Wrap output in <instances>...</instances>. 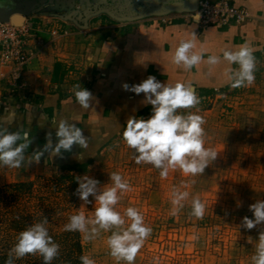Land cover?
Masks as SVG:
<instances>
[{
    "label": "rangeland",
    "instance_id": "1",
    "mask_svg": "<svg viewBox=\"0 0 264 264\" xmlns=\"http://www.w3.org/2000/svg\"><path fill=\"white\" fill-rule=\"evenodd\" d=\"M155 1L59 0L56 4L44 3L36 9L40 3L36 0H0L7 8L23 5L43 18H64L73 22L72 16L79 17L80 24L89 11L98 9L100 12L96 16L109 20L112 17L107 9L126 15L146 9L147 3ZM177 1L168 0L169 3ZM88 21L89 25L97 19L91 16ZM256 59L255 82L251 86L196 92L201 99L199 114L206 121L205 146L218 152L217 159L202 176H185L174 171L161 179L159 171L151 165L135 164L132 150L122 141V128L95 155L81 162L61 163L42 157L39 164L21 168L0 166V185L29 179H38V184L44 185L45 180L39 176L50 177L68 165L84 163L83 170L71 173L77 177L88 175L98 180L103 188L110 185L109 174L119 172L130 183L131 190L122 194L117 210L123 214L126 208L135 207L153 229L135 264H252L251 257L264 224L251 230L239 226L243 217L253 218L249 205L264 200V55ZM150 115L137 118L147 119ZM117 144L119 147H115ZM36 146L31 144L28 153L31 154ZM182 183L188 185L181 190L190 193L189 199L184 202V208L172 216L171 190ZM193 197L206 205L202 220L188 215ZM89 200L91 203L83 205L78 197L75 214L83 211L86 216H91L95 200L91 196ZM109 234L102 232L95 240L88 241L81 233L86 255L94 259L95 264H116L106 245Z\"/></svg>",
    "mask_w": 264,
    "mask_h": 264
},
{
    "label": "crops",
    "instance_id": "2",
    "mask_svg": "<svg viewBox=\"0 0 264 264\" xmlns=\"http://www.w3.org/2000/svg\"><path fill=\"white\" fill-rule=\"evenodd\" d=\"M234 3L249 11L247 21L205 28L190 12H170L135 21L95 16L97 21L87 27L64 18H43L30 13L27 21L43 44L40 46L36 38L30 40L28 49L34 54L24 66L16 87L11 85L12 65L0 66V115L15 111L10 130H29L32 144L37 145L32 152L43 148L49 131L53 143L56 142L52 119L75 123L88 137V148L74 145L70 152L62 150L63 158L49 157L48 153L43 157L61 163L84 161L118 133L129 117L152 113L143 111L151 106L142 103L144 94L123 90L124 83L138 84L152 75L161 83H191L196 92L228 86L224 76L227 62L216 66L211 75L209 66L203 63L191 71L172 64L171 54L180 41L190 40L195 34L196 50L203 49L205 59L242 44L252 47L255 57L264 55V0ZM53 29L57 33H51ZM57 61L62 68L59 80L53 82L52 71ZM76 83L89 90L97 103L93 101L90 108H82L71 91ZM46 108H52V115ZM42 114L45 118H40Z\"/></svg>",
    "mask_w": 264,
    "mask_h": 264
},
{
    "label": "clouds",
    "instance_id": "3",
    "mask_svg": "<svg viewBox=\"0 0 264 264\" xmlns=\"http://www.w3.org/2000/svg\"><path fill=\"white\" fill-rule=\"evenodd\" d=\"M0 7L3 5L0 4ZM196 48L193 34L192 39L182 40L175 47L171 63L185 71L198 68L203 63L209 66L211 75L216 66L227 62L224 76L230 88L254 84L257 59L253 48L248 44H242L235 50H222V55H207L206 59L204 50L197 51ZM122 88L137 95L143 93L145 99L142 103L152 106L149 118L129 117L123 127L122 141L132 150L135 164L151 165L159 171L161 179H166L174 171H180L185 176H202L205 169L217 159L218 152L205 146L206 121L199 114L201 99L192 84L161 83L155 76L149 75L138 84L124 83ZM71 91L76 102L84 109L90 108L93 101L97 103L93 94L80 83L73 85ZM15 117V111L0 115V166L21 168L33 163L39 164L45 153L49 157L63 158L62 150L70 152L74 145L81 149L89 146L88 137L84 135L82 128L66 119H52L50 122L55 129L56 142L53 143L52 132L49 131L43 148L29 154L28 149L33 142L30 131L24 128L10 130ZM40 118L45 117L42 114ZM115 147H119V144ZM80 155L83 159L82 153ZM109 177L110 185L108 183L103 188L98 180L88 175L76 177L79 186L75 194L83 201V205L91 203L90 196L94 197L95 207L91 216H86L83 211L71 215L64 230L80 232L88 241L95 240L102 232L110 233L106 238V245L116 264H135L138 253L153 229L145 223L143 214L135 207L126 208L123 214L117 210L122 194L130 191L131 185L119 172H111ZM187 187L186 183H182L180 187L172 188L170 215L176 216L184 208V202L189 199L190 193L181 189ZM249 210L253 218L243 217L239 227L251 230L264 224V200H257L249 205ZM205 212V203L198 197H193L189 217L202 220ZM48 223L47 217L43 216L40 221L22 230L10 249L5 264H15L16 260L28 255H38L43 264H52L59 256L60 245L50 236ZM257 241L251 262L264 264V229L259 232ZM80 261L81 264H95L94 259L87 255H82Z\"/></svg>",
    "mask_w": 264,
    "mask_h": 264
},
{
    "label": "trees",
    "instance_id": "4",
    "mask_svg": "<svg viewBox=\"0 0 264 264\" xmlns=\"http://www.w3.org/2000/svg\"><path fill=\"white\" fill-rule=\"evenodd\" d=\"M62 63H54L52 81H58ZM60 105V101L58 106ZM45 111L52 115V108ZM152 111V106L143 110ZM139 114L142 115L144 112ZM86 167V164L68 165L62 172L38 179L16 180L0 185V264H5L10 249L16 242L18 234L27 226L47 217L50 236L60 245L59 256L52 264H81L80 257L86 255L85 245L80 232L65 231L64 225L75 214L78 196L77 175L71 171ZM64 169V168H63ZM66 171V172H64ZM15 264H43L42 258L28 255L18 259Z\"/></svg>",
    "mask_w": 264,
    "mask_h": 264
},
{
    "label": "built area",
    "instance_id": "5",
    "mask_svg": "<svg viewBox=\"0 0 264 264\" xmlns=\"http://www.w3.org/2000/svg\"><path fill=\"white\" fill-rule=\"evenodd\" d=\"M196 13L197 23L201 28L225 26L231 22L243 23L250 18L249 11L234 3V0H198L197 7L190 14ZM51 33H57L56 29ZM32 38H36L41 46L42 39L37 37L33 26L27 21L16 25L10 21H0V66L12 65L11 85L16 87L24 66L33 56L34 52L28 49Z\"/></svg>",
    "mask_w": 264,
    "mask_h": 264
},
{
    "label": "water",
    "instance_id": "6",
    "mask_svg": "<svg viewBox=\"0 0 264 264\" xmlns=\"http://www.w3.org/2000/svg\"><path fill=\"white\" fill-rule=\"evenodd\" d=\"M198 0H178L177 2L169 3L168 0L164 2L156 0L153 3H147V8L140 10L138 12H133L126 15H118L107 9L108 14L112 19L117 21H135L144 17L153 16V15H165L170 12H194L197 7ZM0 4H2L0 2ZM3 5V4H2ZM100 10H93L86 13L83 17L82 24L79 23V17L72 16L73 21L80 27H87L88 20L91 16H96ZM31 10L26 6L16 5L12 8H7L3 5L0 7V21H10L16 25L23 24L27 17L30 15ZM195 20L198 19L196 13H193Z\"/></svg>",
    "mask_w": 264,
    "mask_h": 264
},
{
    "label": "flooded vegetation",
    "instance_id": "7",
    "mask_svg": "<svg viewBox=\"0 0 264 264\" xmlns=\"http://www.w3.org/2000/svg\"><path fill=\"white\" fill-rule=\"evenodd\" d=\"M36 1H38V2H40L39 4H37V6L35 7L36 9H38V8H40L42 5H44V3H54V4H56L57 3V1H59V0H36ZM42 2V3H41ZM34 8V7H33Z\"/></svg>",
    "mask_w": 264,
    "mask_h": 264
}]
</instances>
